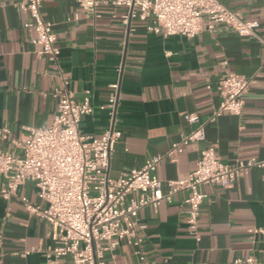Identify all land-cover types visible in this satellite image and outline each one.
<instances>
[{
    "label": "crops",
    "instance_id": "0c3cea01",
    "mask_svg": "<svg viewBox=\"0 0 264 264\" xmlns=\"http://www.w3.org/2000/svg\"><path fill=\"white\" fill-rule=\"evenodd\" d=\"M257 20L256 36L240 37L223 24L193 39L164 38L147 31V24L132 20L125 25V7L103 3L97 16H89L77 0H46L42 10L57 34L58 60L52 63L32 44L35 32L25 28L28 15L23 0H0V127L24 138L29 127L51 126L56 100L50 93L68 90L82 101L91 91L94 112L80 125L88 135H99L111 124L108 104L118 84L115 127L123 136L111 157L109 175L119 178L140 169L146 160L165 155L178 144L175 160H164L157 175L164 182L185 179L196 169L202 150L213 147L225 163L264 160V0H219ZM228 72L253 79L244 95L242 116L223 114L210 121L221 103L219 85ZM197 114L205 139L181 144L197 125L184 115ZM0 150L14 151L7 144ZM264 169H252L225 189L204 186L199 243L188 234L185 192L157 211L140 212L147 229L142 249L147 264H233L253 257L264 263ZM0 178V184L2 183ZM169 188L164 186V192ZM19 196L39 203L32 183ZM50 226L30 216L19 198L0 200V264H72L69 258H48L55 246ZM137 248L123 243L107 264H138ZM29 254L23 257L22 254Z\"/></svg>",
    "mask_w": 264,
    "mask_h": 264
},
{
    "label": "built area",
    "instance_id": "2783aa9c",
    "mask_svg": "<svg viewBox=\"0 0 264 264\" xmlns=\"http://www.w3.org/2000/svg\"><path fill=\"white\" fill-rule=\"evenodd\" d=\"M46 0H23L22 10L28 15L24 27L35 32L32 44L40 54L55 63L58 60V37L53 25L46 21L42 10ZM89 16H97L103 4L125 7V25L132 20L147 24V31L164 38L182 36L193 39L203 31V18L209 19V30L223 24L240 37H255L260 23L246 20L241 12L228 8L219 0H77ZM254 80L228 72L219 85L221 103L210 121L223 114L242 116L244 95ZM108 104L111 124L99 135L81 131L82 120L94 112L91 91L78 101L73 92L56 89L50 96L56 100V113L51 126L26 129L24 138H17L8 127H0V144L14 151L0 150V200L15 198L23 203L30 216L46 221L55 246L45 251L48 258H69L72 264H107L123 243L137 249L138 264H147L142 249V234L147 226L140 217L143 209L157 211L163 202L171 204L177 193L185 192L188 234L201 241L200 217L203 203L209 195L204 186L232 188L252 169H264V160L251 158L225 163L213 147L201 151L195 171L185 179L164 182L158 167L164 160H175L178 144L165 155L146 160L140 169L131 170L119 178L109 175L111 157L123 133L115 127L118 84ZM185 120L197 128L184 136L181 144L205 139V127L197 114H185ZM264 181V178H263ZM32 183L39 203L19 196L20 189ZM164 186L169 188L164 192ZM264 206V201L262 202ZM264 233V230H258ZM2 238H0V245ZM28 251L22 254L26 257ZM233 264H264L249 257L236 259Z\"/></svg>",
    "mask_w": 264,
    "mask_h": 264
}]
</instances>
